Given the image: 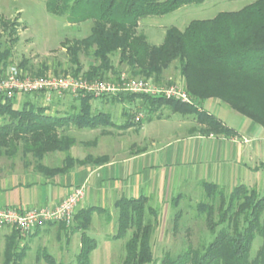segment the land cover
I'll list each match as a JSON object with an SVG mask.
<instances>
[{
  "label": "trees",
  "instance_id": "trees-1",
  "mask_svg": "<svg viewBox=\"0 0 264 264\" xmlns=\"http://www.w3.org/2000/svg\"><path fill=\"white\" fill-rule=\"evenodd\" d=\"M206 1L47 0L46 8L54 16L65 18L71 24L93 22L87 37L62 43L71 64V73L63 74L82 75L90 80L107 79L111 74L117 79L125 65L132 77L153 79L161 85L164 72L178 63L185 86L181 84L186 87L190 102L143 94H119L112 96L111 101L133 104L139 100L150 114L169 108L174 113L195 115L199 126L195 131L201 135L236 136V131L201 106L209 99H216L264 129V0H256L236 11L220 12L211 19L193 20L184 30L171 27L158 46L151 45L146 35L138 31L145 17L164 16L183 6L202 5ZM9 25H5V30L14 33L17 24ZM7 53L2 58L5 59ZM82 54L95 62L86 72L82 71ZM115 56L119 58L118 66L113 63ZM41 74L39 72L38 76ZM95 98L79 97V111L59 116L48 114L46 107L33 102L16 108V98L0 94V118L4 120L0 125V157L13 158L21 151L40 162L46 154L68 152L75 144L73 138L59 132L71 123L78 128L114 126L109 114L94 112ZM135 117L128 114L126 124L120 127L128 129L136 125ZM142 126L137 124L138 128ZM107 160L106 156L80 160L68 155L61 167L51 168L39 163L36 169L46 177H55L77 165L100 164ZM199 185L212 202L197 206L198 212L206 215L212 239L200 247L189 243L187 249L175 257L166 253L160 264H264V193L246 185L229 192L211 182L202 181ZM180 197L172 198L171 203L175 206ZM216 202L219 203L217 208ZM148 203L145 196L122 197L115 202L118 226L113 239H127L121 264L156 263L152 236L159 224V212ZM95 212L107 213L108 210L97 207L79 210L74 217L76 224L68 232L81 233L77 264H91V254L97 248L95 239L88 234ZM180 218L181 213H178L174 227L178 226ZM59 225L66 228L62 223ZM256 238L261 239V245L252 256ZM21 242L19 231L14 229L5 244L4 264H21L28 250ZM44 253L48 264H58L52 255Z\"/></svg>",
  "mask_w": 264,
  "mask_h": 264
},
{
  "label": "rangeland",
  "instance_id": "rangeland-1",
  "mask_svg": "<svg viewBox=\"0 0 264 264\" xmlns=\"http://www.w3.org/2000/svg\"><path fill=\"white\" fill-rule=\"evenodd\" d=\"M46 1L0 0V77L10 66H18L30 76H38L39 72L43 73L41 74L42 76L47 73L61 75L65 71L71 73L69 55L66 49L62 47V43L65 40L73 41L87 37L90 34L93 22L71 24L65 18L49 13L46 8ZM254 1L256 0H207L202 5L183 6L164 16L143 18L138 31L146 35L151 45L158 46L163 43L166 31L171 27L184 30L193 20L211 19L220 12L236 11ZM6 24H17L14 27L15 32L11 33L10 29L5 30ZM6 52L9 53L6 54L8 56H6L7 59L5 58V61L2 55ZM3 59L7 64L6 66H4ZM81 63L83 66L82 71L86 72L95 62L92 57L82 54ZM113 63L118 66V56L114 57ZM121 71L130 72L125 65L121 67ZM107 79H115V76L109 74ZM176 82H181L184 85L178 63H174L164 72L160 84L168 86ZM111 97V95L96 97L95 101H93V110L95 113L101 111L104 114H109L114 126L78 128L71 123L69 126L59 130L62 135L75 140V144L68 152L48 153L40 162L31 154L23 155L21 151L13 158H6L16 159L20 163L23 162L24 165L35 166V168L39 163L54 168L58 162H64L68 155L80 160L88 156H106L109 159L111 157L129 155L131 148L144 144V136L149 137L158 130L161 133L160 136L166 139L167 137H177V135H180L179 133H189L193 131L192 129H199L195 115L174 113L169 108H162L156 113L150 114L148 110H145L144 106H141L139 100H136V103L134 102L133 104L113 103ZM78 98L66 97V100H69L72 106L68 111H60L57 107H54L53 102L50 103L51 105L47 104L45 96L38 94L16 98L15 107L19 108L25 102H33L37 105L45 106L47 109L50 107L49 113L53 115L67 116L79 111L80 100ZM201 106L207 111L206 102L202 103ZM227 109L226 113H228L227 117H229L230 121L244 118L230 108L227 107ZM210 111L214 113L213 110ZM130 113L135 114V116L142 114L143 119L139 123L143 124V126L145 124L146 128H138L137 124L139 123L136 121V125L128 129L121 128L120 126L126 124L127 115ZM3 123L4 120L0 118V125ZM145 144L147 145V143ZM226 191L228 192V190ZM262 192L264 193V191ZM178 196L181 197L174 206L171 200ZM200 203L211 204L212 202L207 198L203 187L199 183L188 184L172 192L165 204L161 206L152 204V202L148 203V206L155 207L159 212V224L155 227L152 236L155 264H160L166 253L171 254L173 257L177 256L187 249L189 243L194 247H200L211 241L212 235L206 224V215L200 214L197 210V206ZM218 205L219 203L216 202L215 207L217 208ZM178 213H181V218L178 226L174 227V219ZM148 218L153 220V217L148 216ZM55 224L58 225L56 228H59L60 234L63 235L70 234L68 232L71 230L70 228H74L76 222L73 221L70 226L65 225L68 229L62 228L59 223ZM46 225L48 224L39 227ZM117 226L118 210L115 207L109 209L107 213H94L88 234L95 239L97 248L91 254V264L122 263L126 254L125 243L127 239H113V236L117 233ZM52 235L53 238H51L50 244L46 241L47 236L44 239H40L41 241H36L33 244L32 251L26 252L21 264H48L44 258V252L52 255L58 264H77L78 252L75 242L78 240L79 244L80 235H74L68 250L65 245V238H62L59 244L55 240L54 234L50 236ZM6 240L0 246V264L5 263L4 249ZM26 243L27 239H23L21 246H26ZM260 245L261 239L256 238L253 244L252 256L256 254ZM63 249L67 251L64 252Z\"/></svg>",
  "mask_w": 264,
  "mask_h": 264
},
{
  "label": "crops",
  "instance_id": "crops-1",
  "mask_svg": "<svg viewBox=\"0 0 264 264\" xmlns=\"http://www.w3.org/2000/svg\"><path fill=\"white\" fill-rule=\"evenodd\" d=\"M58 101L52 104L60 111L72 107L66 98ZM206 104L207 111L236 131V136H204L192 129L189 133L163 139L160 131L155 130L151 136H144V144L131 148L129 155L111 157L100 164L77 165L55 177H46L35 166L24 165L16 159L0 157V209H51L79 187H84L85 191L78 211L89 207L109 210L122 197L145 196L150 203L161 206L172 192L202 181L214 183L228 192L240 185L264 191V129L243 115L244 118L230 121L226 113L230 107L220 100L209 99ZM48 109L47 113L51 114V108ZM145 128L144 124L142 129ZM62 165L63 162H58L54 167ZM56 227V224L38 227L26 238L27 252L46 236L50 244L51 234L59 244L65 238L68 250L74 235L78 234L79 244L78 240L75 242L78 255L81 233L63 236ZM13 230L0 229V246Z\"/></svg>",
  "mask_w": 264,
  "mask_h": 264
},
{
  "label": "built area",
  "instance_id": "built-area-1",
  "mask_svg": "<svg viewBox=\"0 0 264 264\" xmlns=\"http://www.w3.org/2000/svg\"><path fill=\"white\" fill-rule=\"evenodd\" d=\"M0 94L6 98H18L24 95H44L47 104L66 97L116 96L119 94H143L190 102V96L181 82L170 86L157 84L153 79L134 78L129 72H122L117 79H93L82 75L30 76L18 66H10L0 77ZM143 115L136 116L140 122ZM84 187L75 189L61 204L54 208H32L30 210L0 209V229L10 227L19 231L22 240L34 230L48 223H62L70 226L84 197Z\"/></svg>",
  "mask_w": 264,
  "mask_h": 264
}]
</instances>
